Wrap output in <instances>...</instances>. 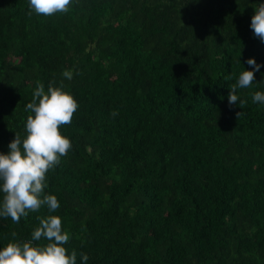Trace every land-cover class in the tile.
I'll return each instance as SVG.
<instances>
[{
	"label": "trees",
	"instance_id": "16d2710c",
	"mask_svg": "<svg viewBox=\"0 0 264 264\" xmlns=\"http://www.w3.org/2000/svg\"><path fill=\"white\" fill-rule=\"evenodd\" d=\"M256 3L264 0H75L45 17L29 14V0H0V153L26 137L37 83L62 82L79 104L60 129L72 148L44 189L60 208L19 223L0 217V249L31 240L37 217L57 215L77 264L81 253L87 264H264ZM248 58L261 67L237 89L244 106L229 105Z\"/></svg>",
	"mask_w": 264,
	"mask_h": 264
},
{
	"label": "clouds",
	"instance_id": "9594fccd",
	"mask_svg": "<svg viewBox=\"0 0 264 264\" xmlns=\"http://www.w3.org/2000/svg\"><path fill=\"white\" fill-rule=\"evenodd\" d=\"M75 0H29L30 15L50 17L55 14H66ZM251 16L250 28L253 35L264 43V3H256ZM240 63V62H239ZM246 63L252 70H243L235 84L229 88L228 103L243 107L246 101L237 95V89H247L255 81V72L261 65L254 58H248ZM65 79L71 80L73 72L65 70ZM254 103L264 104V92L256 91L252 95ZM79 104L74 97L62 90L61 86L49 84L47 91L44 85L37 83L33 92L32 102L26 105V111L32 113L26 120V137L21 139L15 134L8 144L9 151L0 153V217L11 218L13 223H19L30 212H38L47 206L49 212H56L60 202L55 195L44 194L47 187V174L60 159L71 150L69 138L60 129L70 125ZM113 117L118 111L111 112ZM241 115L240 112L236 116ZM39 226L31 233V240L9 242L0 249V264H77L75 250L68 253L64 247L69 242L70 235L63 230L62 219L57 215L45 218L37 217ZM15 237V233L12 234ZM46 239V245H34V241ZM89 256L81 253L82 264H87Z\"/></svg>",
	"mask_w": 264,
	"mask_h": 264
}]
</instances>
